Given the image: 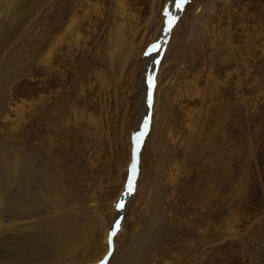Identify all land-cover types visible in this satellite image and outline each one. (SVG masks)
Instances as JSON below:
<instances>
[{
	"label": "rangeland",
	"instance_id": "obj_1",
	"mask_svg": "<svg viewBox=\"0 0 264 264\" xmlns=\"http://www.w3.org/2000/svg\"><path fill=\"white\" fill-rule=\"evenodd\" d=\"M76 1L79 37L48 67L37 44L63 0L0 57V156L44 168L34 226L4 229L0 262L264 264V0ZM44 221L47 249L24 240Z\"/></svg>",
	"mask_w": 264,
	"mask_h": 264
},
{
	"label": "bare ground",
	"instance_id": "obj_2",
	"mask_svg": "<svg viewBox=\"0 0 264 264\" xmlns=\"http://www.w3.org/2000/svg\"><path fill=\"white\" fill-rule=\"evenodd\" d=\"M48 1L49 0H0V57L5 55V52L7 51L9 46H12L14 39H17L21 36V34L24 32L25 26L30 22V20L33 18V16H35L34 14L36 12H38L40 10V8H42L44 6L45 2H48ZM83 1L87 2V0H83ZM114 1H115L116 7H118L120 9L119 11L121 12V10H123V1L122 0H114ZM182 2L183 1L181 0L180 4ZM77 5H78V2L76 0H69V1L63 0L62 5H60L61 10H62L61 12L63 15H58L57 13L54 14V12H53L52 15H54V19H53L54 23H52V21H50V23L54 24L53 28L56 29V31H53V33L55 34L53 37L54 39L52 41V39L50 38V40H51L50 41V40L45 39V37L42 36V38H40L39 43L37 44V46L39 47V50H40L39 59L41 60V62H43L44 66H47V64L50 62L49 61L50 59L52 61L54 59V55H55L56 51H55V48L53 49L52 47L59 45V44L53 45L55 42H57L58 40H60V42H62L63 37H65L64 35H68V38L73 39V40H75V37H77V35H76L77 30L76 29H78V27H77L78 20H76V16H75V11H76ZM177 5L178 4H176V5L174 4V6H171L172 7L171 13H174L175 17L177 15L176 12L181 10L180 5L179 6H177ZM79 6L80 7L84 6L82 1H81ZM85 9L86 8H83V9L81 8L83 15H81V14L80 15L85 20H87L89 15H88V11H86ZM38 13H40V11ZM93 13H94V11H93ZM38 15H40V14H38ZM172 16H173V14H172ZM172 16L170 14L168 20L166 19L167 20V22L165 24L166 27H170L172 25V23L170 22L172 20L171 19ZM89 18L92 19L91 17H89ZM42 21H43V18H42ZM79 26H80V24H79ZM164 30H165V28H164ZM26 32L27 31H25V33ZM44 41H46V42H44ZM19 54H20V52H15L13 54L14 56L11 55V58L19 57ZM155 54H156V52H155ZM155 61H156V59H154L152 66H150L152 69H153V66L156 65ZM158 73H159V67H158L157 72L155 73L156 77H157ZM151 74H152V70H151ZM156 77L154 75L153 82L151 81L152 85H153V83L157 82ZM28 131H30V130H28ZM0 160L3 164H5V166H4L5 170L3 168L4 175L2 177H0V247H1V244H3V243L6 245L8 244V242L5 241L7 239L6 238L7 236H3L4 233H6V230H4L5 228H7V227H18L20 225V226L25 227V230H26L27 228H29L33 224L31 222H28L25 218H33V214H35L34 216H37L36 213L39 212V210H40L39 209L37 211L38 208H35V207H37V205L39 204L38 202L42 198L44 199V197H43L44 192L42 191L43 189L38 190V187H41L39 184L43 183V170H44V168L42 166L37 165V163L26 159L24 161L25 162L24 167L22 168V166H21L22 169L17 170V166H16L17 164H12L11 166L8 164L9 166H7L6 161L4 160L3 157L0 156ZM22 163L23 162H21L20 164L22 165ZM19 169H20V167H19ZM131 169H132V164L130 166V174L133 172ZM135 170H136V168H135ZM134 174H136V173L134 172ZM14 186H17L18 188L13 189ZM45 193H46V191H45ZM126 196H127V194H124V197H126ZM42 202H44V200ZM45 205H46V203L44 204V206ZM120 210H121V208H120ZM34 219H36V218L34 217ZM40 219H43V218L40 217ZM44 223H46V221H44ZM33 226H34V224H33ZM36 227H39V226H36ZM58 227H60V226H58ZM61 228H63V227H61ZM25 233H27V231H25ZM28 233H29V235H28V237H26L24 239L25 241H28V243H29V241H31L30 243L38 244V246L46 247V249L52 247V246L51 247L49 246L50 243L53 245L54 242H57L56 237H58V230L55 228V226L51 222L46 223L45 226L43 228H41L40 230H32L31 229V231H29ZM59 238H61V236ZM32 240L34 242H32ZM28 243H26V244H28ZM62 243H66V240H63ZM12 244H13V242H12ZM14 244H15V242H14ZM60 249H58V250L60 251ZM31 253L40 254V253H43V251L40 249H33V250H31V249L30 250L29 249L24 250L23 249V251L20 254H18L17 256L13 255V256H11V259L1 261L0 264H20L19 263L20 260L24 259L25 257L30 255ZM36 262L34 261V263H32V264H55L54 262H48V261H46V263L45 262L36 263ZM30 264H31V262H30Z\"/></svg>",
	"mask_w": 264,
	"mask_h": 264
},
{
	"label": "water",
	"instance_id": "obj_3",
	"mask_svg": "<svg viewBox=\"0 0 264 264\" xmlns=\"http://www.w3.org/2000/svg\"><path fill=\"white\" fill-rule=\"evenodd\" d=\"M140 136V133H139V131L136 133V135H135V137H134V157H133V161H132V173L129 175V178H128V180H127V183H126V189H125V191L126 192H128L131 188H132V186H133V183H134V177H135V174H134V170H135V168H136V160H137V151H138V149H139V142H138V137ZM126 192H125V194H126ZM124 201H125V197L124 196H122L121 197V200L119 201V203H118V209H120V208H122L123 207V203H124Z\"/></svg>",
	"mask_w": 264,
	"mask_h": 264
}]
</instances>
